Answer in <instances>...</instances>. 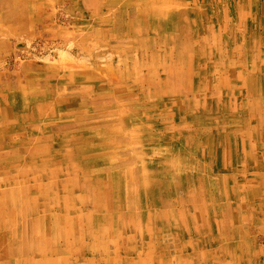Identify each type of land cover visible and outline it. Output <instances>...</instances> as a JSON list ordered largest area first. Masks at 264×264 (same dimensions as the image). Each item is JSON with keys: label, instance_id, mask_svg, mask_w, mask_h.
I'll return each instance as SVG.
<instances>
[{"label": "rangeland", "instance_id": "rangeland-1", "mask_svg": "<svg viewBox=\"0 0 264 264\" xmlns=\"http://www.w3.org/2000/svg\"><path fill=\"white\" fill-rule=\"evenodd\" d=\"M263 106L264 0H0V264H264Z\"/></svg>", "mask_w": 264, "mask_h": 264}, {"label": "bare ground", "instance_id": "bare-ground-1", "mask_svg": "<svg viewBox=\"0 0 264 264\" xmlns=\"http://www.w3.org/2000/svg\"><path fill=\"white\" fill-rule=\"evenodd\" d=\"M208 71V70H207ZM251 102V101H250ZM263 108H264V106H263ZM233 147V146H232Z\"/></svg>", "mask_w": 264, "mask_h": 264}]
</instances>
